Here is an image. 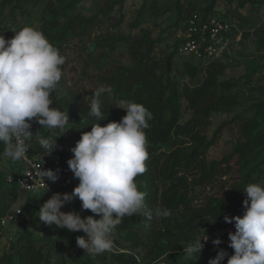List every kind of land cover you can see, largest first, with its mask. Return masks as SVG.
I'll list each match as a JSON object with an SVG mask.
<instances>
[{
    "label": "trees",
    "instance_id": "obj_1",
    "mask_svg": "<svg viewBox=\"0 0 264 264\" xmlns=\"http://www.w3.org/2000/svg\"><path fill=\"white\" fill-rule=\"evenodd\" d=\"M85 1L90 2L87 13L76 11ZM126 1L0 0V35L7 40L14 37V31L31 26L66 57L61 80L50 98L51 107L66 112L69 123L50 131L35 122L34 135L53 142L56 139V146L64 142L75 146L81 134L91 131L92 124L98 122L88 114V105L92 91L101 85L113 89L111 96H101L107 117L98 122L101 126L119 122L127 114L121 109L127 103L142 104L152 112L153 120L145 130L147 170L135 182L145 193L149 209L167 208L171 215L161 219L153 215L151 220L143 213L124 217L121 231L117 227L113 231V241L120 250L110 253L109 264H141L139 258L145 261L143 264L159 259L164 264H208L221 249L231 256L234 250L229 247L228 233L235 232V223L225 222L224 216L233 217L245 210L244 188L248 184H264V98H255L256 102L246 106L237 90L240 80L249 92L262 89L252 86V81H259L258 74L264 71V20L251 21V17L264 7V0H223L229 7L235 4L237 25L247 28L244 37L254 38L256 55L246 58L239 80L226 76L230 66L220 62L221 58L203 61L178 52L181 40L175 36L186 30L187 21L194 15L203 21L219 20L233 26L235 16L229 17L230 8L220 18L214 17L219 0H141L129 32L124 34L122 9ZM33 2H37L36 10L28 8ZM116 8L119 15L113 14ZM166 15L170 23L163 28L156 22ZM232 29L235 33L234 26ZM72 52L80 66L79 78L91 79L90 92H83L78 84L69 85L64 77ZM244 106L245 112L231 119L237 123V136L219 159H212L209 150L228 124H220L208 137L212 117ZM40 150L39 146L34 148ZM69 159L70 155L61 151L51 162L63 171ZM1 178L5 182V176ZM13 223L22 231L16 234L11 252L0 254V264H68L64 254L71 247L77 264H90L78 254L79 231L59 228L60 257L53 261L50 246L33 238L23 221ZM229 226L233 229L221 236L220 245L203 249L197 258L183 255V246ZM183 257L187 259L181 261ZM227 259L222 264H227Z\"/></svg>",
    "mask_w": 264,
    "mask_h": 264
},
{
    "label": "clouds",
    "instance_id": "obj_2",
    "mask_svg": "<svg viewBox=\"0 0 264 264\" xmlns=\"http://www.w3.org/2000/svg\"><path fill=\"white\" fill-rule=\"evenodd\" d=\"M14 37L0 35V144L4 150L0 157L13 162L27 160L31 129L35 120L50 131L63 129L69 123L66 112L51 107V93L62 77L66 57L60 54L38 29L25 26L14 31ZM88 114L98 122L106 119L101 96L112 95L110 85H101L92 91ZM126 115L119 122L101 126L92 124L91 131L83 132L80 140L71 148L73 157L67 161L74 178L79 180L71 193H54L38 211L39 221L46 226L82 231L76 238L77 247L87 255L96 256L112 251L114 229L124 217L143 213L148 220L167 218V208L151 210L145 203V193L138 189L135 178L147 170L148 139L145 130L150 127L153 114L142 104L129 102L124 108ZM41 146L50 154L56 146L51 139H40ZM40 184L46 188L45 178L51 182L59 179L51 169L37 170ZM31 187V186H29ZM247 198L243 201L242 216H224L227 223H235V232H229V247L234 254L221 249L208 264H264V184L250 183L244 188ZM74 199L81 201L82 210L94 215L81 217L75 211H61ZM43 234V233H42ZM208 237L195 239L183 255L197 258L205 247ZM203 241V242H202ZM216 246L222 241H212Z\"/></svg>",
    "mask_w": 264,
    "mask_h": 264
},
{
    "label": "rangeland",
    "instance_id": "obj_3",
    "mask_svg": "<svg viewBox=\"0 0 264 264\" xmlns=\"http://www.w3.org/2000/svg\"><path fill=\"white\" fill-rule=\"evenodd\" d=\"M141 0H127L124 3L122 14L124 17V21L122 24V32L124 34L129 32V23L132 22L136 11L140 7ZM90 6L89 1L82 2L76 8V11L81 13H87ZM217 13H215V18H220L222 13L227 12L229 9V17L235 16L234 19L231 21V24L234 26L235 30V40L233 44L232 50L229 52L228 55L221 57L220 62L228 64L229 69L226 72L227 77H231L235 80H239L241 75L244 72L243 63L246 61L247 57H252L256 55L254 49V38L253 36L244 37V33H246L247 28L238 27V20L236 15L234 14L235 4L231 5L230 7L227 6L223 0H219L217 2ZM30 9L36 10L37 2H33L29 5ZM241 14H245V10L239 11ZM119 11L117 8L114 10L113 14L119 15ZM259 20L260 22L264 20V7L260 8L256 12L254 11V15L251 17V21ZM157 24H162L161 27H166L169 21V15H166L160 18ZM161 27L154 28L153 35L157 36L158 32ZM181 32L177 33L175 38L179 37ZM169 43L172 42V39H168ZM76 53L72 52L69 54V62L65 66L64 70V77L69 83V85L78 84L80 88H82L83 92H90L92 89L91 79L90 78H79L80 66L77 63ZM204 66V64H202ZM259 81H252V86L254 87H262L260 91H247L245 89L247 86L242 83V81H238V88L237 90L241 94V100L245 102V105L248 106L249 104H253L255 98H264V71L258 74ZM257 77V78H258ZM244 107L237 108L229 114H217L212 117L211 125L207 129L206 134L208 137H211L213 132L220 126L222 123H227L226 127L222 129L219 133L218 140L214 143V145L209 150V155L212 159H219L225 151L230 147V141L233 140L237 136L238 126L237 123H232L231 119L234 115L242 114L244 111ZM38 139H44V137L37 136ZM74 147L73 144L64 142L61 145V150L67 152L70 155V158L73 157V153L71 152V148ZM12 166V165H11ZM10 167V166H9ZM18 168V167H17ZM10 171V170H8ZM77 181V180H76ZM75 178H72L67 188H61L57 182H53L50 190L44 191H36V192H22L18 191L17 189H13L11 185H8L4 182V179H0V188L6 191V197L2 198L1 201L3 206L0 207V219L1 215H4L7 209H10L9 214H15L16 210L21 211V215L18 216L20 219L23 220L26 226V230L31 233L33 238L40 241L41 243H45L47 247H51L50 250V257L51 260H57L60 257L58 251V243H57V235L59 228L55 225L49 227L43 224V222L39 221L38 218V211L41 205L47 201L54 193H71L73 188L76 187L79 181L76 182ZM61 211L68 212V211H75L81 215V217H87L89 215H93L94 218L99 219L100 217L91 213L90 210H82L81 209V201L79 199H74L72 202L68 203L65 207L61 209ZM244 211L236 213L234 216H242ZM37 214V215H36ZM233 216V217H234ZM234 223V221H233ZM117 229L121 231V225L117 226ZM233 229V227L229 226L223 231L227 232ZM2 231V238L0 239V254L2 252L9 253L11 252V246L15 241L16 234L20 233L22 230L18 228L13 222H7V224L1 229ZM114 231H117L116 228ZM43 233V234H42ZM85 234L82 231H79V236H84ZM114 235L112 234V239ZM114 242V241H113ZM118 248H116L115 242L112 251H106L102 254L96 256L87 255L84 249L78 247V254L79 256L86 262L90 264H95L96 262H101L102 264H109L110 263V253L115 252ZM120 250V249H118ZM65 258L67 259L68 264H77L74 259L73 254V247L67 249L65 251ZM187 259V258H185ZM184 257L181 258V261L185 260ZM138 261L143 264L145 261L141 258Z\"/></svg>",
    "mask_w": 264,
    "mask_h": 264
},
{
    "label": "built area",
    "instance_id": "obj_4",
    "mask_svg": "<svg viewBox=\"0 0 264 264\" xmlns=\"http://www.w3.org/2000/svg\"><path fill=\"white\" fill-rule=\"evenodd\" d=\"M233 26L229 23H225L219 20H205L203 21L200 16L194 15L187 21V28L182 31L179 35L181 44L179 46L178 52L181 54L192 55L198 60H213L221 58L225 53L229 52L232 48L237 36L233 33ZM35 133V120L32 121L31 129ZM29 143L28 159L17 161L19 166L15 172L7 174L5 176V182L8 185H13L17 190L22 192H36L40 190L47 191L46 188L38 187L40 184L39 177L37 176V170L41 169L47 170L51 169L57 172L59 179L56 181L61 188H67L68 183L71 180L73 173L69 168H65L60 171L54 168L51 162L57 157V154L61 152V146H55L50 154L41 146L40 139L33 134V138ZM39 146L40 151H34V148ZM48 190L51 187V181L45 178L44 181ZM31 186V187H29ZM21 215L20 210H16L15 214H7L0 219V228H3L7 222H13L18 216ZM226 233L223 230L206 234L208 237L207 242H205V248H213L216 245L212 243L214 239L221 238V236ZM205 236V235H204ZM201 237V239L204 238ZM203 242V241H202ZM163 259H159L151 264H164Z\"/></svg>",
    "mask_w": 264,
    "mask_h": 264
},
{
    "label": "crops",
    "instance_id": "obj_5",
    "mask_svg": "<svg viewBox=\"0 0 264 264\" xmlns=\"http://www.w3.org/2000/svg\"><path fill=\"white\" fill-rule=\"evenodd\" d=\"M3 150H4V145L3 144H0V153H2ZM17 166L18 165L16 164V162L15 163L14 162L11 163V160L10 159L0 157V178H1V176H6L7 174H10L12 172H15L16 169H17ZM8 170H10V171H8ZM5 192L6 191H4V190H2V188H0V207L3 206V204H4V203H2L1 199L6 197ZM9 212H10V209H7L5 211V213H4V215H1V218H3L5 215L9 214ZM16 220L23 221L19 217H17Z\"/></svg>",
    "mask_w": 264,
    "mask_h": 264
}]
</instances>
